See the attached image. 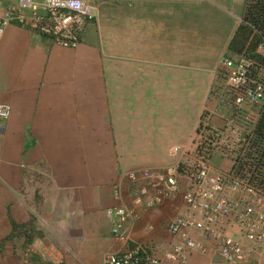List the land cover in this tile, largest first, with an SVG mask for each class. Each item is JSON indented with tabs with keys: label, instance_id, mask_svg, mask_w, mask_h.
I'll use <instances>...</instances> for the list:
<instances>
[{
	"label": "crops",
	"instance_id": "1",
	"mask_svg": "<svg viewBox=\"0 0 264 264\" xmlns=\"http://www.w3.org/2000/svg\"><path fill=\"white\" fill-rule=\"evenodd\" d=\"M16 1L0 0V12ZM82 1L96 19L74 49L14 21L0 36V103L10 107L0 125V242L11 249L19 230L41 227L64 241L60 256L72 257L66 264H101L103 253L121 248L103 214L118 204L112 188L121 176L187 165L201 123L214 132L234 129L235 110L219 105L230 97L221 60H235L243 43L250 54L257 34L239 31L246 0ZM208 164L221 173L233 166L218 151ZM125 192L126 184V201ZM137 210L138 220L125 225L130 239L160 255L172 241L166 224L184 204L175 197ZM217 229L247 252L240 264H264V245L250 251L234 222ZM193 236L206 252L188 264H222L213 241ZM5 255L6 264H18Z\"/></svg>",
	"mask_w": 264,
	"mask_h": 264
},
{
	"label": "built area",
	"instance_id": "2",
	"mask_svg": "<svg viewBox=\"0 0 264 264\" xmlns=\"http://www.w3.org/2000/svg\"><path fill=\"white\" fill-rule=\"evenodd\" d=\"M95 19L96 9L85 5L82 0H41L40 3L17 0L0 12V36L4 28L14 21L51 45L74 49L86 20ZM253 53L264 57L263 37L257 35ZM221 65L227 71L225 86L230 97L220 98L219 105L226 111L231 108L235 110L228 127L232 129L235 126L236 129L233 127L232 131H228L229 136L226 130L214 132L201 123L193 150L189 152L191 161L187 165L175 163L164 168H144L123 174L121 182L112 188L113 199L118 204L103 211L109 221V234L121 248L103 253L101 264H188L190 255H203L206 252L203 242L193 236L195 233L214 242L216 255L222 264L243 263L247 252L242 245L217 229L221 223L229 221L239 227L250 251L262 249L264 190L247 185L231 171H214L208 163L213 151L232 160L234 156L230 154L251 134L264 105V68L244 49L235 60L222 59ZM255 66H258V70L253 72ZM244 106L248 110H243ZM9 113V105L0 103V125ZM180 178L188 182L184 190L180 189ZM124 184L126 201L122 195ZM228 191L240 195L229 198ZM175 197H179L185 210L167 222L166 231L172 241L160 255L130 239L125 225L138 220L139 207L153 209L164 200ZM51 263L58 264L59 260L51 259Z\"/></svg>",
	"mask_w": 264,
	"mask_h": 264
},
{
	"label": "trees",
	"instance_id": "3",
	"mask_svg": "<svg viewBox=\"0 0 264 264\" xmlns=\"http://www.w3.org/2000/svg\"><path fill=\"white\" fill-rule=\"evenodd\" d=\"M241 23L239 31L248 28L264 38V0H246ZM253 51L254 46L248 55L264 68V57L255 55ZM257 70L258 66H255L253 72ZM230 155L234 156L231 172L247 185L264 190V105L251 134Z\"/></svg>",
	"mask_w": 264,
	"mask_h": 264
},
{
	"label": "rangeland",
	"instance_id": "4",
	"mask_svg": "<svg viewBox=\"0 0 264 264\" xmlns=\"http://www.w3.org/2000/svg\"><path fill=\"white\" fill-rule=\"evenodd\" d=\"M87 22L91 21L86 20ZM246 46L244 43L241 44L237 52L245 49ZM13 237V247L11 249L5 248V241L0 242V264H6V259H4L6 251L11 252V255L14 256L18 264H54L51 263V259L55 258L56 261L59 260L58 264H66V261L70 260L71 256L69 257L67 254L65 259L64 256L63 258L60 256L62 255L60 251L66 252V249L60 246L64 241L57 234L52 235L50 231L46 233L41 227L34 230H19ZM35 238H40L37 248H34L30 244Z\"/></svg>",
	"mask_w": 264,
	"mask_h": 264
}]
</instances>
